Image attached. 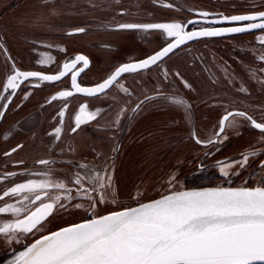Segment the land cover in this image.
Segmentation results:
<instances>
[{
	"label": "rangeland",
	"instance_id": "1",
	"mask_svg": "<svg viewBox=\"0 0 264 264\" xmlns=\"http://www.w3.org/2000/svg\"><path fill=\"white\" fill-rule=\"evenodd\" d=\"M167 1L171 3L170 7L158 9L156 14L163 23H179L182 27L196 14L197 9L208 10L212 15L264 9V0H160L163 3ZM21 2L20 7L24 6L27 11L19 20L15 17L14 21L11 17L13 9L10 8V0H0V10L5 8L4 14L7 13L9 18L10 26L4 25L8 36L12 33L11 25L19 24L18 40L23 41L20 44L28 50L29 36L33 33H37L35 37L38 39H47V11H44L45 0ZM96 2L101 4L92 5L95 9L89 8L83 13L82 20L87 31L79 34L77 40L75 36L66 39L73 51L78 49L75 46L78 41L79 49L87 51L92 57L93 64L82 77L84 83L101 80L109 75L119 63L118 60L146 55L172 38L163 29H158V33L151 29L152 32L147 30L145 37L148 41H140V36L133 33L126 44L117 43V48L100 50L103 44L114 42L111 40L114 34L109 33L105 20L112 13L108 4L111 2L112 6L115 5L114 0ZM140 2L144 7H150L148 0ZM31 3L32 10H29ZM121 3L123 1L118 6H124ZM70 15L74 13L69 11L68 21L71 20ZM123 46L125 50L119 51ZM103 51L110 54L119 51L120 54L112 55L106 61L100 53ZM44 53V50H40L39 55L43 56ZM17 54L21 56V52ZM1 71L7 78L12 72L10 68ZM158 92L160 94L142 102L137 109L133 107L135 102ZM21 94L26 95L27 92ZM184 96L189 102L183 100ZM71 97L65 99L64 106ZM238 98L247 102V107L264 121V30L200 39L186 44L148 69L126 73L100 95L72 97L73 101H68L72 111L67 127L62 126L50 113V127H37L34 140L27 139L24 130L19 131L17 139L3 143L2 147L7 148L17 140H28L29 145L26 143L22 151L19 149V154H23L24 150L26 153L29 147L34 149L33 157L47 156L50 161L43 165L34 163L31 171L20 173L16 177L18 184L29 180H47L54 184L62 183L64 188L50 189L49 198H60L53 215L47 225L34 230L31 237L26 236L29 243L20 247L14 256L58 228L137 204L168 191L203 185L264 186V167L251 172L254 165H250L255 156L258 159L262 155L264 133L248 126L245 119L241 122L234 118L217 142L211 139L216 136L219 112L226 108L222 105L226 102L239 103ZM176 99L184 103H176ZM81 105L87 106V112H96L97 115L76 129L79 130L77 153L75 140L72 139L76 131L72 129L76 127L75 117ZM36 113L37 121H44L48 115L46 111L39 112L38 108ZM26 115V112L20 114L18 120ZM10 125H14L11 119L5 127L11 128ZM57 127L61 128L59 139L54 131ZM96 129L105 133L100 136ZM194 135L213 143L198 144L193 140ZM100 142L101 147L98 145ZM245 155L248 156L247 163H237ZM198 162L202 163L201 167ZM225 165H230L225 168L227 175L221 171ZM98 177H104L103 189L99 188ZM77 179H80V184L76 183ZM4 183L12 182L4 180ZM11 188H5L4 192ZM32 194L10 193L1 198L0 208L18 201V208L25 210L19 214L11 211L1 213L3 225L9 218L16 219L28 212L29 199H25V196L30 198ZM17 235V232H13V237Z\"/></svg>",
	"mask_w": 264,
	"mask_h": 264
},
{
	"label": "snow or ice",
	"instance_id": "2",
	"mask_svg": "<svg viewBox=\"0 0 264 264\" xmlns=\"http://www.w3.org/2000/svg\"><path fill=\"white\" fill-rule=\"evenodd\" d=\"M203 15H207L204 13ZM257 17L264 18V12L254 15L224 16L228 21H252ZM191 23V22H190ZM124 29H163L175 42L169 43L161 51L147 59L134 64H124L102 83L94 87H82L77 82L79 71H73L78 62L87 67L89 61L84 55H77L71 62L63 64L58 75H44L36 71L15 70L8 77L6 89L19 87L17 80L23 77H37L42 81H60L71 73V87L76 93L93 96L103 92L116 81L121 73L148 68L156 64L173 49L199 36H216L222 32H244L250 29L264 30V21L247 27H230L224 29H202L185 32L179 23L157 24H122ZM83 32L84 29H77ZM40 63H46L41 60ZM82 71V69H81ZM39 87V85H36ZM72 91H61L53 96L71 97ZM176 103H184L176 99ZM86 105H81L76 115V131L81 124L95 119L96 112H87ZM64 112H60L63 116ZM241 117L248 120L256 129L264 132V123H259L247 113L227 112L219 122L220 136L224 133L226 122L230 118ZM59 139L61 128H55ZM197 143L201 141L197 138ZM209 144L213 141L209 140ZM15 151V149H13ZM248 156H242L237 163H247ZM40 164L48 161L41 160ZM225 165L221 171L227 175ZM99 188L105 187L104 177L96 178ZM174 179V177H173ZM110 182V177L108 178ZM80 184V179L76 180ZM64 188V184H54L47 180H29L16 184L4 196L10 193H35V201H41L38 190ZM95 191V189H93ZM45 196L47 193L45 192ZM25 199H29L25 196ZM52 202H41L35 211L27 212L23 219L5 223L0 226V233L22 231L31 233L52 213L59 197L51 198ZM103 199V196H101ZM35 201H31L35 203ZM61 207L63 205H60ZM81 205H76L80 207ZM24 212L23 208L7 205L0 208V213ZM264 261V187L210 188L192 191H175L160 199L140 204L135 208H125L109 215L94 217L81 224H75L59 231L44 235L24 251L20 252L13 264H250L251 261Z\"/></svg>",
	"mask_w": 264,
	"mask_h": 264
},
{
	"label": "flooded vegetation",
	"instance_id": "3",
	"mask_svg": "<svg viewBox=\"0 0 264 264\" xmlns=\"http://www.w3.org/2000/svg\"><path fill=\"white\" fill-rule=\"evenodd\" d=\"M21 1L23 0H10V6H11L10 8L13 9L12 15H11L13 20L15 17H17L16 20L21 19V16L23 17L25 14L24 12L27 11V8H24V6L20 7L22 3ZM122 1L123 3L121 4H123L124 6H118L120 2ZM140 1H144V0H114L115 7L112 6L113 4L111 2L108 4V8L111 9L112 13L109 16H107V19L105 20L108 22V25L107 26L104 25V26H106L109 29L110 34H114L112 35L113 37L111 39L114 42H108V44H103L101 46V48L103 49H100V50H109L110 48H117V45H118L117 43L126 44L128 42L127 38H129L130 35H132L133 33H137L138 36H140L139 37L140 41H143V42L148 41L146 40L145 37L148 34V32H152L151 29H143V28L124 29V28H120L119 25L131 24V23H136L139 25H146L149 23H155V24L162 23L163 22L162 18H160L156 14V12L159 11L158 9L161 10L163 8L165 9L169 8L171 3H169V1L163 3V2H160V0L159 1L158 0H148L149 6H150L148 8V7L142 6V3ZM97 4H101V2H96V0H45V10L44 11H47L46 12L47 20H45V23L48 25L45 37L47 39L46 40L38 39L35 37L37 33H33L32 36H29L30 38L29 47L30 48L28 50H26V48L20 44L21 42L23 43V41L18 40V36H19L18 29L19 27H21L19 24L15 23L11 25L12 33L8 36L9 33L4 28V25L10 26L9 18L6 15L7 13L4 14L5 8L0 10V201H1V198L4 196L3 193H4L5 188L13 187L16 184H18L19 180L16 179V177L19 176L20 173L31 171L32 168L34 167L33 166L34 163L38 165H43L39 163V161L41 160L48 161V162L50 161V158L47 156L41 157V158L33 157L35 156L34 149H30L29 147L26 148L27 149L26 153L24 150L23 154L22 153L19 154L20 150L22 151L26 143H27V146L29 145L28 140L27 142L25 140H17L15 144L10 145L7 148L2 147L3 143L8 144L10 140L17 139L19 135L18 134L19 131H23V130L27 133V139L34 140V133L37 127H42V126L43 128L50 127V113H53V115L56 116L57 121L62 126L67 127L68 118L71 115V111H72V108L70 106L71 104L68 103V101L69 100L73 101L72 97L74 96L76 97H79V96L80 97H95L97 95H100L104 93L105 91L109 90L123 75H125L126 73H131V72L124 73L107 90L99 94L93 95V96H88V95L75 92V90L71 87V73L67 74L65 77H62L60 81H42L37 77H29L25 80L23 77H20L17 80V84L19 85V87H17L14 90L6 89L7 82L4 85V81L7 77L3 76L1 69L3 70V69L10 68L12 70L10 75H7L8 77L11 75H14L16 69H19L20 71H25V72L27 71L41 72L44 75H57L59 74L60 71L63 70V64L66 62H71L77 55H84L88 58V61H89L86 67V70L81 72L80 75L77 77V82L79 84L90 85V84H94V83H97L105 79L108 75L96 82L84 83L82 77L84 73L87 72V70L91 68L93 64L92 57L87 51L85 52L83 51V49H79L80 44L78 41L77 43H75V46H78V49L73 51L74 48L71 47L70 46L71 44L69 45L66 40L69 36H75L77 40V37L79 36V34H83L84 32L87 31L86 26L82 20L83 13L85 10L87 11L89 8L95 9L94 7H92V5H97ZM29 6L31 7V9L29 10H32V3L28 5V7ZM6 9L8 8L6 7ZM200 10H205V9H200ZM259 10H263V9H259ZM259 10H249V11H259ZM69 11H71V14L74 13V15H70L71 17L70 21L67 20ZM249 11H244V12H249ZM196 17H198L197 14H195L194 16H191L189 20H192ZM204 26H214V24L200 22V21H191L190 23L189 21V24L186 26L185 30H191L194 28H200ZM81 28L84 29L83 32L77 31V29H81ZM260 30L261 29H257V30L249 31V32H255V31H260ZM153 31L155 33L159 32L158 29H154ZM244 33H247V32H244ZM92 34H100V33H92ZM103 34H106V32H103ZM238 34H242V33H238ZM117 35H126V36H124V38L117 39L116 38ZM172 38H170L168 41H170ZM206 38H214V37H205L201 39H206ZM196 40H200V39H196ZM196 40L190 41L186 44H189ZM167 42L160 44L157 48H155L154 50H151L146 55L133 56V57L129 56L127 60H124V59L118 60L119 63L111 70V72L118 65L124 62L138 60V59H141L151 54L152 52L158 50L160 47H162ZM123 47H120L119 51H124L125 46ZM180 47H178L177 49H179ZM40 50H44L45 55L43 56L39 55ZM119 51H114L112 52L113 54L112 53L110 54L109 52L107 53L109 54V57L112 58V55L113 56L119 55L120 54ZM174 51H172L170 54H172ZM18 52L19 53L21 52V56L20 54H17ZM170 54H168L167 56H169ZM41 60H45L46 63H40ZM160 61H158L157 63H159ZM156 64H153L152 66ZM44 65L45 66L48 65V67H45ZM83 65H84L83 62H78L75 69H73V71H79V68H81ZM142 70H145V69H141V70H137L133 72H138ZM36 85H39V87H36ZM61 91H72L74 93L73 96L67 101L66 103L67 106H64V103H65V99L68 97H58L57 96V99L55 100L52 99L53 96H56L57 93ZM23 92L24 93L27 92V94L26 95L21 94ZM158 94L160 93L158 92V93L150 94L149 96L143 98L141 101H137V103L135 102L133 104V107L137 109L141 105L142 102L147 101L149 98L155 97ZM183 100L186 102H189L187 96H184ZM238 102L239 103H236V104L226 102L222 105V106H226V108L219 112L218 124L216 126V133L219 129L218 126H219L221 117L225 115L227 112H231V111L232 112H237V111L245 112L247 113L248 116H251L257 122L264 123L263 120L258 118V116L249 107H247L249 106L247 105V102L243 101L242 98H238ZM36 108L39 109V112L46 111V114H48L46 118L44 117L45 119L44 121L42 119L41 121H37ZM61 111L64 112L63 116H60ZM25 112L27 113L26 117H22L21 119L18 120V118L20 117V114L21 115L25 114ZM234 118H237L236 121L239 120L242 122L244 120V118H241V117H233V118H230V121L232 120L233 122ZM10 119L12 120L14 125H10L11 128L9 127L6 128L5 124ZM42 121L44 124L41 125ZM246 122H247V125L248 126L250 125V127H252L255 131L261 132V130L256 129L248 120H246ZM228 126H229V122H226L225 131L228 128ZM95 132H97V134L100 136L103 133H105L104 131L98 130V129H96ZM220 137L221 135L218 137L214 136L211 139L216 138L214 142H217ZM197 138L201 141V143H198V144H201V145L209 144L207 143L208 140L201 138L197 135L193 136V140L195 142L197 141ZM72 139L75 140L74 144L76 146L77 153H79V130H77L74 133ZM101 144L102 143L100 142L98 145L101 147ZM13 149H15V151H13ZM262 149H263V152L260 158L257 159L255 158L256 157L255 156L253 158V163L250 164L251 166L254 165L253 170H251V172H255V170H258L264 167V144H263ZM198 165L201 167L202 163L198 162ZM250 165L249 167H251ZM4 180H10L12 183L6 184L4 183ZM50 189L51 188L45 189L43 191H38L42 197L41 201H35V193L31 195V197L29 198V202H28L30 205L28 207L29 209L28 212L35 211V208L38 207L41 202L43 203L51 202L49 198ZM45 192L47 193V196H45ZM31 201H35V203H32ZM17 202H15L13 206L18 207V205L16 204ZM53 213H54V210L46 218V220L42 222V225L38 226V228H41L47 225V222L49 221ZM24 215L16 219L11 217L7 220L6 223L14 222L17 219H23ZM2 218H3V215L0 213V219H1L0 226H3ZM33 231L31 233H25L22 231H10L7 234L0 233V264H10L9 260L11 259L12 261L14 259L15 257L14 255L19 250V248L24 247L29 243L28 241L29 238L27 239L26 236L31 237L30 234H32ZM13 232H17L18 235L16 237H13ZM253 264H264V263H253Z\"/></svg>",
	"mask_w": 264,
	"mask_h": 264
},
{
	"label": "water",
	"instance_id": "4",
	"mask_svg": "<svg viewBox=\"0 0 264 264\" xmlns=\"http://www.w3.org/2000/svg\"><path fill=\"white\" fill-rule=\"evenodd\" d=\"M259 12H264V9L263 10H259V11H249V12H240V13H233V14H218V15H213L211 16L212 14L209 12V11H206V10H200V9H197L196 10V14L198 17L192 19V20H189L190 22L191 21H200V22H206V23H212L214 24V26H204V27H200V28H194V29H191V30H185L186 26L189 24V21L186 22L184 24V31L185 32H195V31H200L202 29H224V28H230V27H247V25L249 24H253V23H261L262 21H264V18H260V17H257L256 20H252V21H231V20H228V21H225L223 20V17L224 16H236V15H254L256 13H259ZM204 13H207V15H203ZM163 23V22H162ZM131 24H136V23H131ZM149 24H155V23H149ZM254 30H257V29H250L248 31H244V32H249V31H254ZM244 32H222L220 35H216V36H199V37H194L193 39L191 40H185V42L183 44H180L178 47L190 42V41H193V40H196V39H201V38H205V37H220V36H227V35H233V34H238V33H244ZM175 39L176 38H172L170 41H168L166 44H164L162 47H160L158 50L152 52L151 54L141 58V59H138V60H132V61H127V62H124L120 65H118L105 79L109 78L115 71L117 68H119L120 66L124 65V64H134V63H138L139 61L141 60H144V59H147L148 57L154 55L156 52L158 51H161L164 47H166L169 43H174L175 42ZM177 47V48H178ZM175 48V49H177ZM175 49H173L172 51H174ZM171 51V52H172ZM170 52V53H171ZM168 53V54H170ZM167 56V55H166ZM165 56V57H166ZM163 57V58H165ZM162 58V59H163ZM160 61V60H159ZM152 66V65H150ZM149 66V67H150ZM82 69V71H81ZM146 69V68H144ZM84 70H86V67L83 65L81 68H79V72H83ZM137 70H141V69H137ZM135 70V71H137ZM129 72H133V71H129ZM126 73V72H125ZM124 73H121V75L118 78H120ZM58 75V74H57ZM105 79L97 82V83H94V84H90V85H81L82 87H94L95 85L99 84V83H102ZM116 79V80H117ZM115 82V81H114ZM111 86V85H110ZM109 86V87H110ZM108 89V88H107ZM105 89V90H107ZM104 90V91H105ZM103 91V92H104ZM81 94H84V93H81ZM99 94V93H98ZM84 95H87V94H84ZM232 112V111H231ZM226 115V114H225ZM224 116V115H223ZM222 116V117H223ZM221 117V118H222ZM221 120V119H220ZM219 131V129H218ZM217 131V132H218ZM216 138H213V140H215ZM220 187H223V188H240V187H248V188H255V187H264V186H259V185H254V186H247V185H241V186H238V185H203V186H193V187H185V188H181V189H177V190H172V191H168L166 193H163L157 197H154V198H151V199H148V200H145V201H142V202H139L137 204H134V205H131V206H128V207H131V208H135V207H138L140 204H144V203H149L153 200H157V199H160L162 196L164 195H169V194H172L173 192L175 191H192V190H203V189H210V188H220ZM128 207H125V208H128ZM125 208H122V209H118V210H115V211H122L124 210ZM114 211H110V212H106V213H103V214H100V215H97V216H94V217H99V216H104V215H109L110 213H112ZM94 217H91V218H88V219H85V220H82V221H79L77 223H74V224H71V225H68V226H65V227H61V228H58L52 232H56V231H59L60 229L62 228H67V227H70L72 225H75V224H81V223H84L86 222L87 220H90V219H93ZM52 232H49L45 235H49L50 233ZM44 236V235H43ZM40 239V238H39ZM30 246V245H28ZM27 246V247H28ZM26 247V248H27ZM26 248H24L22 251H24ZM20 251V252H22ZM19 252V253H20ZM19 253L14 257V259L12 261H10L9 263L10 264H13V262L16 260V257L19 255ZM253 263H264V261H258V260H254V261H251L250 264H253Z\"/></svg>",
	"mask_w": 264,
	"mask_h": 264
},
{
	"label": "bare ground",
	"instance_id": "5",
	"mask_svg": "<svg viewBox=\"0 0 264 264\" xmlns=\"http://www.w3.org/2000/svg\"><path fill=\"white\" fill-rule=\"evenodd\" d=\"M124 36H126V35H117V39H119V38H124ZM101 56H103L104 58H105V60L106 61H108L109 60V54L107 53V52H105V51H103V52H101Z\"/></svg>",
	"mask_w": 264,
	"mask_h": 264
}]
</instances>
